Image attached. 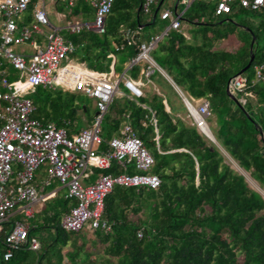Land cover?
Wrapping results in <instances>:
<instances>
[{
  "label": "trees",
  "instance_id": "obj_1",
  "mask_svg": "<svg viewBox=\"0 0 264 264\" xmlns=\"http://www.w3.org/2000/svg\"><path fill=\"white\" fill-rule=\"evenodd\" d=\"M54 1L55 11L67 22L87 21L93 16L92 8L83 0H77L71 7ZM141 1L113 0L99 34L59 31L61 38L74 47L70 58L91 71L104 72L110 62L106 56L111 54L113 70L120 71L122 63L137 53L136 44L127 45L123 32L135 31L139 35L140 11L137 9ZM193 4L199 11L209 7L213 18L210 6L193 2L189 7ZM235 7L232 5L231 14L236 12ZM30 9L31 6L27 12ZM151 15L144 25L154 23L150 22ZM215 19L219 22L220 18ZM187 20L203 27L195 33L198 42L188 43L179 33L167 31L150 57L188 102L198 99L208 102L219 127L214 140L242 171L264 188V158L259 154L261 139L254 128H259L264 135V83L252 84L246 79L245 88L238 94L244 101L240 107H233L224 93L227 81L248 61L250 37H246L248 42L240 43L220 37L216 32L208 33L204 23ZM248 31L254 39L249 65L252 67L264 60V52L253 49L256 36L252 28L247 27ZM217 40H226L230 49L214 50ZM137 71L132 66L128 75L135 78ZM151 79L166 95L143 93L136 102L145 109L127 99L112 100L103 115L99 136L104 142L117 137L126 115L153 159L150 173L158 177L159 186L155 190L114 187L104 198L101 219L110 225V232L94 231L100 251L97 264H264L262 198L223 163L214 146L206 145L192 126L175 117L168 97L180 100L170 85L156 72ZM76 97L37 87L29 96L34 108L32 118L64 128L67 136L72 137L87 128L92 117L85 118L88 109L80 107ZM180 106L184 107L181 102ZM151 114L156 133L150 124ZM79 123L84 128L77 129ZM120 172L113 164L110 170L100 174ZM127 173L134 171L129 169ZM65 205L64 202L60 207L64 214L69 210ZM58 217L57 214L51 218L55 233L52 243L65 245L69 235L60 228ZM6 231L0 232V264H32L34 257L24 248L13 252L8 261L2 260V239ZM137 231L141 233L140 239L135 236Z\"/></svg>",
  "mask_w": 264,
  "mask_h": 264
},
{
  "label": "built area",
  "instance_id": "obj_2",
  "mask_svg": "<svg viewBox=\"0 0 264 264\" xmlns=\"http://www.w3.org/2000/svg\"><path fill=\"white\" fill-rule=\"evenodd\" d=\"M44 1L47 0H0V232L8 214L18 203L26 205L21 213L29 216L28 207L37 199L31 185L34 173L41 166H46L48 178L42 185L49 180L57 181L65 189L64 199L74 202L61 218L60 228L70 233L87 229L107 234L110 225L101 219V214L104 198L114 187L155 190L159 186L158 177L150 173L153 159L132 130L127 116H124L125 121L117 137L104 142L99 136L107 107L114 97L121 96L119 85L130 100L137 101L143 97L142 88L150 73L154 70L160 73L149 56L158 38L140 42L137 32H123L127 45L136 44L137 50L128 63V69L143 64L139 78L115 75L111 69L106 73L94 72L71 60L74 47L65 42L59 30L50 24ZM59 1L71 7L77 0ZM83 1L92 8V19L66 22L65 31L70 34L81 31L101 33L113 0ZM157 1L142 0L140 14L148 17ZM192 2L210 6L213 18L228 17L232 5L251 13L264 14V0H181L185 6ZM29 6L31 9L27 12ZM158 19L168 20L166 30L178 27L179 15L163 11L158 14ZM3 63L18 73L17 80L8 81ZM251 70L254 78L251 83H264V60L253 65ZM245 84L246 78L238 75L231 77L226 86L235 98ZM37 87L89 98L96 115L93 114L87 128L68 137L64 128L32 118L34 108L29 96ZM181 99L189 125L201 137L210 139L205 132L209 131L208 102L199 100L193 105ZM236 100L240 105L244 103L242 98ZM150 124L155 127L152 115ZM112 163L122 172L100 174L89 182L92 170H107ZM128 169L134 173L128 174ZM135 236L140 239V231ZM2 244L3 261H8L19 249L36 253L39 248L35 241L28 239L27 228L19 222L13 223L5 232ZM34 264L43 263L36 259Z\"/></svg>",
  "mask_w": 264,
  "mask_h": 264
},
{
  "label": "crops",
  "instance_id": "obj_3",
  "mask_svg": "<svg viewBox=\"0 0 264 264\" xmlns=\"http://www.w3.org/2000/svg\"><path fill=\"white\" fill-rule=\"evenodd\" d=\"M161 1L162 0H158L157 1V3H156L157 6L156 7H153L151 9V12H152L153 9H154V11L157 9V13L158 14L161 13V12H163V11H167V12L171 13L172 15L173 14L179 15V19H181L182 12L181 13H177V6L179 4L181 6H185V5H182L181 4V0H175V3L173 5H171L172 6L171 7V10L167 9V10H161L160 12H158V8H159V5L161 4ZM54 4H55V1L53 0L52 7H54ZM189 5L188 6H185V9L188 8ZM153 12H152V14H153ZM158 14H157V17H158ZM54 15H55L54 16V21L56 22V24L55 25L52 24V25L54 27H56L59 31H62V30L64 31L65 30V27H66V22H67L65 20L64 16L62 14H60V13H57L56 11H55ZM150 15H151V13H150ZM151 18H152V15H151ZM60 21L63 22V25H61V26L59 25V22ZM87 21H89V20H87ZM166 21H168V20H166ZM150 22H151V19H150ZM162 22H164V21H162ZM167 27H168V22H167V26L165 27L164 31L159 36H157V35L153 36V37H157L158 38L157 39V42H159L161 40V38L166 34L167 31H175V32H177L176 30L179 28V25H178V27H177L176 30H166ZM140 28H141V26H140ZM195 33L191 37L188 34H186L185 32H180L179 34L186 41L193 40L194 42L197 43L198 40H195L196 37H197V36H195ZM138 36H139V41L140 42H147L149 40V38H144L143 36H141L140 33H139ZM223 42H224V44L227 43L226 40H217L214 43V48L213 49L216 50V51H226V49L222 45ZM155 46H156V44H155ZM155 46H154V48H155ZM109 55L111 57H107L106 56L109 59L110 62L108 64V66H107V70L104 71L105 73L108 72V71H110V69H111L112 72L115 75H126L129 78H131V79H137V78H139V73L143 69V64L140 63L138 65H135V67H137V70L138 71H137L136 77L135 78H132V77H130L128 75V71H129V69H128V63H129V61L131 59L128 60V61H126V62H124L122 64V67H121L120 71H114L113 70L114 58H113V56L111 54H108V56ZM149 56H150V53H149ZM71 60H73V59H71ZM73 61H75V60H73ZM159 70H160V73L154 70L148 76L147 83L144 86V87H146V86L149 87L146 92L149 93V94L155 93L156 95H159V96H162V97H163V95L164 96L166 95L163 91L161 92V89L159 88V86L153 82V79H151V77L153 76V72H156V73H158L160 75V77L162 79H164L170 85V87L173 89V91L178 96L180 102L182 103V99L181 98L185 99V97L180 93V91L175 87V85L165 75V73L160 68H159ZM156 79L157 78H154V80H156ZM119 87L122 88L121 85H119ZM119 91H120L121 96L114 97L112 100H115V99L116 100H119V99H127V100H130L127 97V93L125 92V90L123 88H122V90H119ZM142 93H143V91H142ZM168 99H169L172 107L175 109V117L176 118H179L180 120L183 121V119L186 118V111H185L184 107L180 106V102H178L174 97L169 96ZM199 100H202V99H198V100H194V101L191 100V102H189V103H191V104L197 103ZM130 101L134 102L135 105H137V106L145 109V107L142 106V105H139L136 102V100H130ZM162 104L164 106L165 111L168 112L169 109H168V107L166 105V101L164 99L162 101ZM92 105H93V103H92ZM182 105H183V103H182ZM91 119H92V117H91ZM124 121L125 120H123V122ZM123 122L121 123V125L123 124ZM121 125H120V127H121ZM120 127H119V129H120ZM119 129H118V131H119ZM153 129H154V133H156L155 127ZM155 138H156V136L154 137L155 148H156L157 147V139L155 140ZM113 164L114 163H112L111 166H110V168L107 169V170H100V171L92 170V173L93 174L89 177V182H92L96 178L97 175H100V172L110 170L112 168V165ZM114 166L116 167V169L120 170V168L117 165L114 164ZM109 175H115V174H109ZM47 178H48V175H47V171H46V166H41L40 168H38L35 171L31 185L35 189V192H36V195H37V199H36V201L34 203L30 204L29 207H28L29 208V216H24L21 213V210L26 205L24 203H22V202L18 203L13 208V210L8 214L7 219L5 220V222L1 226V231L8 230L9 227L13 223H15V222H19V223L24 224L25 227L27 228V237H28V239L29 240H33V241H35L38 244L39 248H38V251L36 253L39 252L38 254H40L42 245H41V243L38 241V239L36 237H34V236H32L30 234V232H32L33 229H35V228L38 229L40 227L42 228V230L47 229L48 230V233L51 235V238H50V240H49V242L47 244L48 245L47 246L48 248L44 252L47 253L50 249H55L56 253L53 254L52 256L49 254V259H46V260H43L41 258L39 259L38 257H40L41 255H37L36 253H34V255H33V257H34L33 258V261L34 262L36 261V258H38L39 262H41L43 264H97L98 263L97 262L98 261V258L100 256V251L97 250L98 245L95 244L96 242H95V234H94V232H90L87 229H82L78 233L66 232L69 235V237H68V241L66 242L65 245H57V244L52 243V241L55 238V233H54V230L52 229V227L54 226V223H53V221H52L51 218L53 217V215H57L58 214V216H59L58 217V224L60 225V220L63 217V215H65L60 210V207L57 205L58 203L56 204V202L60 198L65 203H66V201L71 202L70 205H67V203H66V205H65L66 208L72 207L74 205L73 204L74 202L73 201H70V200L64 199L65 189L57 181H55V180H49L47 182V184L43 186L42 183L44 181H46ZM53 201H55V202H53ZM47 206L52 207V209H55L56 208L57 209L56 212H51V210H52L51 208L46 212ZM40 214H44L43 215L44 218L40 222L41 224L38 223V222L36 224H31V225H28L27 224V220L32 219L34 215H40ZM44 221H46L47 224H45ZM42 232H44V231H42ZM30 253L32 254L33 252H30ZM34 262L32 264H34Z\"/></svg>",
  "mask_w": 264,
  "mask_h": 264
},
{
  "label": "rangeland",
  "instance_id": "obj_4",
  "mask_svg": "<svg viewBox=\"0 0 264 264\" xmlns=\"http://www.w3.org/2000/svg\"><path fill=\"white\" fill-rule=\"evenodd\" d=\"M174 3H175V0H162L161 4L159 5L158 12H160L161 10H167V9L171 10V7H172L171 5H173ZM52 4H53L52 0L51 1H48V0L44 1L45 10L48 13L47 14L48 20H49L51 25L52 24L55 25L56 24V22L54 21L55 10L53 9L54 7H52ZM156 6H157V4L154 5V7H156ZM186 9H185V6H181L179 4L177 6V13H181V12L183 13ZM235 10H236L235 13L228 16V21H224L221 24H219V22H217V20L215 18H211L209 7H207L206 9H204L202 11H199V10L194 9V4H193L191 7H189L187 9V11L181 17V19L178 20L179 28L176 31L178 33L185 32L186 34H188L191 37L195 32H198L201 28H203L201 26L192 25L187 20V19H191V20H194L198 23L206 24L207 26L204 28L206 29V31L208 33L216 32V34H218L220 37H225V38L227 37V39H229V38L236 39L238 42L242 43L243 41H246V37H250V39H251V35L249 34V32L246 31L247 27H250V28H252V30L256 36L253 49L257 48V52H260V51L264 52V14L261 12L251 13V12H248L245 10L238 12L239 9L237 7H235ZM157 14L155 16L154 23L152 25H148V26H146L144 24H146V22L149 20V17L143 16L141 14L139 15L138 19H139V22L141 25V28L139 29V33L144 38L150 39V38H153V36H155V35L159 36L164 31L165 27L167 26L168 21H164V22L159 21ZM91 17L92 16H89L88 19L90 20ZM59 25L60 26L63 25V22L60 21ZM246 42H248V41H246ZM188 43L192 44V43H194V41L189 40ZM249 43H250V40L248 42V45H249ZM222 45L225 49H230V46H228L227 43L224 44V42H223ZM257 54H259V53H257ZM117 64H118V60H117ZM3 66L6 69L8 81L12 82V81H15L18 79V73L17 72L13 71L8 66H5L4 63H3ZM241 76L248 79V81H250V82H252L254 80L251 67H249L246 71H244L241 74ZM148 88H149L148 86L144 87L142 89L143 93L146 92L148 90ZM119 90H122V88L119 87ZM73 95H77L75 102L78 103V105L80 107H83V106L87 107L88 113L85 114V118L91 117L95 112L93 105H92V100L89 98H86L82 95H79V94H73ZM237 98H239L238 95L235 96V99H237ZM229 101L233 107H237L235 103H233L231 100H229ZM194 104L195 103H193V105ZM183 122L186 125H189L187 118H184ZM207 126H208V129H209L211 135L213 136V138L217 139V137H218L217 131H218L219 127H218V123L216 121V115H213L212 113H210V117L207 121ZM76 128L81 129V128H84V126L81 123H79L76 126ZM204 141H205L206 145H208V146L212 145L208 140L205 139ZM215 142L216 143L214 144V147L217 149L220 156L222 157L223 163L230 170H232L235 174L241 176L243 178L245 184L247 185V187L249 189L253 190L254 192L258 193L264 202V188L259 187V185L254 180L251 179V177L249 176V173L242 171L237 166V164L233 160H231L227 154L224 153L222 148H220L219 143L217 141H215ZM53 202H55V201H53ZM66 203H67V205L71 204V202H68V201H66ZM56 204L59 207H62L64 205V202L60 198L56 202ZM50 208L52 209V207L47 206L46 212ZM51 212H56V209H52ZM43 215L44 214L34 215L32 219L27 220V224L31 225V224H36L37 222L40 223L42 221V219L44 218ZM44 222H45V224H47L46 221H44ZM42 231H44V232H42ZM30 234L32 236L36 237L42 245L40 254H38L39 252L36 253L37 255H41V259H43V260L49 259V254L52 256L53 254L56 253L55 249H50L47 253L44 252L47 250V248H48L47 244L51 238V235L48 233L47 229L42 230L41 227L38 229L35 228L32 230V232H30ZM33 255H34V253L30 254V256H32V257H33Z\"/></svg>",
  "mask_w": 264,
  "mask_h": 264
},
{
  "label": "water",
  "instance_id": "obj_5",
  "mask_svg": "<svg viewBox=\"0 0 264 264\" xmlns=\"http://www.w3.org/2000/svg\"><path fill=\"white\" fill-rule=\"evenodd\" d=\"M138 10H139V8L137 9V11H138ZM156 13H157V9H156V10L153 12V14H152L151 22L154 20V18H155V16H156ZM226 21H228V20H226ZM221 23H222V22H219V24H221ZM138 29H140V26L138 27ZM246 31H247V29H246ZM248 32H249V34L251 35V32H250V31H248ZM253 42H254V39H253V36H251L250 43H249V47H248V53H249L248 61H247L246 65H245L242 69H240V70L235 74V76L241 75L244 71H246V70L249 68V65H250V63H251V61H252V58H253V55H252V49H251ZM224 93H225V96L227 97V99H229V100H231L233 103H235L236 106H238V107L241 106V105L238 103V101H237L232 95L229 94V92H228V90H227V86L225 87ZM182 102H183V100H182ZM94 115H96V113H94ZM254 128H255V130H256V131L259 133V135H260L259 137H260V139H261V148H260L259 154H260L261 157L264 158V135L262 134V132L260 131L259 128H257L256 126H254ZM156 139H157V136H156L155 140H156ZM206 140H208L213 146H214V144L216 143L213 137H212L211 139H207V138H206ZM178 151H182V150H178ZM171 152H174V151H171ZM195 170H197V168H196Z\"/></svg>",
  "mask_w": 264,
  "mask_h": 264
},
{
  "label": "bare ground",
  "instance_id": "obj_6",
  "mask_svg": "<svg viewBox=\"0 0 264 264\" xmlns=\"http://www.w3.org/2000/svg\"><path fill=\"white\" fill-rule=\"evenodd\" d=\"M206 132V134H207V136H208V138H212V135H211V133L209 132V131H205ZM236 171V170H235ZM259 191V190H258Z\"/></svg>",
  "mask_w": 264,
  "mask_h": 264
},
{
  "label": "flooded vegetation",
  "instance_id": "obj_7",
  "mask_svg": "<svg viewBox=\"0 0 264 264\" xmlns=\"http://www.w3.org/2000/svg\"><path fill=\"white\" fill-rule=\"evenodd\" d=\"M218 20H219V22H221L222 20H228V17H226V18H220Z\"/></svg>",
  "mask_w": 264,
  "mask_h": 264
}]
</instances>
